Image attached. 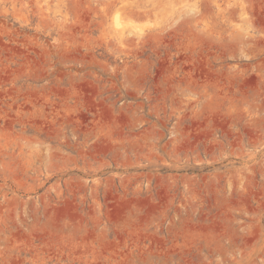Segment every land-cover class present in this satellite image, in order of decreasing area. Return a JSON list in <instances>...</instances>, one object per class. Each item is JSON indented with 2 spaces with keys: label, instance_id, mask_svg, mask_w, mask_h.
I'll use <instances>...</instances> for the list:
<instances>
[{
  "label": "rangeland",
  "instance_id": "rangeland-1",
  "mask_svg": "<svg viewBox=\"0 0 264 264\" xmlns=\"http://www.w3.org/2000/svg\"><path fill=\"white\" fill-rule=\"evenodd\" d=\"M0 264H264V0H0Z\"/></svg>",
  "mask_w": 264,
  "mask_h": 264
},
{
  "label": "bare ground",
  "instance_id": "bare-ground-1",
  "mask_svg": "<svg viewBox=\"0 0 264 264\" xmlns=\"http://www.w3.org/2000/svg\"><path fill=\"white\" fill-rule=\"evenodd\" d=\"M115 19H116V25L119 24L118 21H117V18H115Z\"/></svg>",
  "mask_w": 264,
  "mask_h": 264
}]
</instances>
